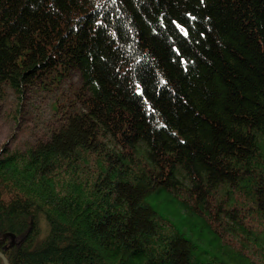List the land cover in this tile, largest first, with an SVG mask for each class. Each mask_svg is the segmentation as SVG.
<instances>
[{
	"label": "trees",
	"instance_id": "1",
	"mask_svg": "<svg viewBox=\"0 0 264 264\" xmlns=\"http://www.w3.org/2000/svg\"><path fill=\"white\" fill-rule=\"evenodd\" d=\"M72 73L0 156L8 264H264V0H0V101Z\"/></svg>",
	"mask_w": 264,
	"mask_h": 264
},
{
	"label": "rangeland",
	"instance_id": "2",
	"mask_svg": "<svg viewBox=\"0 0 264 264\" xmlns=\"http://www.w3.org/2000/svg\"><path fill=\"white\" fill-rule=\"evenodd\" d=\"M78 87V77L72 73L51 93L28 91L19 98L6 90L0 101V156L23 150L54 129L57 122L52 105L71 98Z\"/></svg>",
	"mask_w": 264,
	"mask_h": 264
},
{
	"label": "water",
	"instance_id": "3",
	"mask_svg": "<svg viewBox=\"0 0 264 264\" xmlns=\"http://www.w3.org/2000/svg\"><path fill=\"white\" fill-rule=\"evenodd\" d=\"M4 237H7L9 239L8 246L13 247L14 245H17V240L13 235L6 234ZM0 260L2 261V264H8L3 255L0 253Z\"/></svg>",
	"mask_w": 264,
	"mask_h": 264
}]
</instances>
